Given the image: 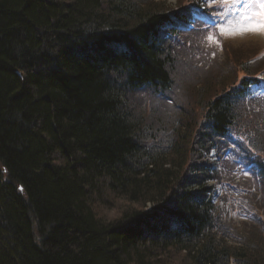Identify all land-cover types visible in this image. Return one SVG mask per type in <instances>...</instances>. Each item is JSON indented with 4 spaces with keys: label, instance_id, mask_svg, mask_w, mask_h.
Listing matches in <instances>:
<instances>
[{
    "label": "trees",
    "instance_id": "16d2710c",
    "mask_svg": "<svg viewBox=\"0 0 264 264\" xmlns=\"http://www.w3.org/2000/svg\"><path fill=\"white\" fill-rule=\"evenodd\" d=\"M167 1L0 0V264H162L168 250L264 264V243L215 233L209 184L223 175L205 157L230 131L264 153V116L246 102L264 50L225 69L243 80L200 90L202 121L183 133L163 107L178 62L211 55L180 30L201 0Z\"/></svg>",
    "mask_w": 264,
    "mask_h": 264
},
{
    "label": "rangeland",
    "instance_id": "374dc122",
    "mask_svg": "<svg viewBox=\"0 0 264 264\" xmlns=\"http://www.w3.org/2000/svg\"><path fill=\"white\" fill-rule=\"evenodd\" d=\"M167 4L168 5L170 4L171 7H175L176 0H168L166 5ZM215 5L216 3H208V6L214 7ZM207 35L208 33L204 35H201V34L197 35L196 33H193V34H190L189 40L196 42L198 44H204V45L210 46L212 48V53L215 52V56H213L211 53L210 57H204L205 59L203 61H200L199 62L200 64L197 63L198 67H197V64L194 65L191 62L192 67H197V70H195L193 68H190L191 65L179 64V62L177 61L178 60L177 58H179L180 60H183L184 58H187L185 57L187 55H184V54L178 55V57L176 58L177 59L176 61L178 62L179 73L175 77V80L177 82L178 87L181 90L173 91V94L175 95L174 99L171 102V104L173 105L170 106L166 104L167 107L163 106L164 108H167L169 110L170 115H175L178 118L183 119L184 123L181 125V128L183 129V133H186L187 130L189 129L190 131L194 130L197 124L201 123L202 121L203 114L200 109L201 105L199 101L200 90L206 87L209 90V93L207 89H205L204 93L208 94V96L210 94L212 96L214 94H217L223 88H225V87H221L222 85L223 86H225L226 84L228 85V83L233 82L234 78L236 77V74H227V77L225 75V69H227V67L230 66V63L231 64L234 63L237 66L246 60L252 59L260 51L264 50V38L259 37V36H247L243 39L238 38L234 40L224 39L223 37H220V42H221L222 47H219L216 45L215 41H211V42L206 41L205 37ZM173 56H175V54H173ZM201 58H203V56H201ZM254 66L256 67L255 69H260V68L263 69L264 61L257 63ZM182 71H183V74H181ZM242 75H244V73L239 72L236 79L238 77H241ZM155 97H158V96H155ZM164 97L163 99H165ZM175 105L177 108H179V110H181V112L178 110H171L169 108ZM238 109H240V106H238ZM254 118L255 119H253V121H257L258 117H254ZM262 131L260 133H262ZM260 136L263 137L264 139L263 134ZM228 177L230 176L228 175ZM230 179H232V183L241 185L237 180L234 179V177L231 176ZM232 200L235 206L239 208L240 200H237L235 197L232 198ZM121 204L122 203H120L119 200H116L113 208L109 211V213L106 216L109 219L117 218L118 215L122 212V210L120 209ZM213 204L217 206L218 214H215V215L219 218L218 222L220 224H223V221H224V224L222 226L218 225L215 231H222V229L225 227H229L230 228L229 231L232 229L231 236H228V238L224 234V232H223L224 238L218 235L220 239H222L224 242L227 243V246L245 247L251 243H254L256 245H259L260 243H264V232H263L264 219L263 218L261 222V229L259 228V231H260L259 233V231L252 225L245 224L244 221H240V219H237V216L234 215L232 212L228 214L227 212L228 201H227V205H224L223 200H220L218 203L216 202V200H213ZM257 208L261 210L259 206H257ZM252 210L256 213H260L258 210L254 208ZM263 216H264V213H263ZM237 233L239 235L241 234L243 235V233H245L250 237H247V240H245V242H240L239 245L232 244L231 240L232 238H234V235ZM257 238H259V240ZM259 248H261V246ZM262 251L264 252V248H262ZM160 259H161L162 264H190L189 261L186 259L185 253L179 252L176 250L166 251L160 256Z\"/></svg>",
    "mask_w": 264,
    "mask_h": 264
},
{
    "label": "snow or ice",
    "instance_id": "6c2138e0",
    "mask_svg": "<svg viewBox=\"0 0 264 264\" xmlns=\"http://www.w3.org/2000/svg\"><path fill=\"white\" fill-rule=\"evenodd\" d=\"M208 3L209 0H201L204 6ZM221 4L222 6H218L215 10V15L205 12L203 7L196 5L186 9L190 18L193 16L197 19L204 18L203 22L209 28L206 41H215L217 46L222 47L220 37L233 40L247 36L264 38V0H221ZM213 29L218 31H211ZM212 55L215 56V52ZM261 58H264V55ZM243 79L242 76L241 80ZM258 79L264 81V75L259 76ZM237 83L240 84V81ZM253 95L259 96L261 93L254 92ZM20 190L23 191L22 188ZM116 191L122 194L121 189Z\"/></svg>",
    "mask_w": 264,
    "mask_h": 264
},
{
    "label": "bare ground",
    "instance_id": "6f19581e",
    "mask_svg": "<svg viewBox=\"0 0 264 264\" xmlns=\"http://www.w3.org/2000/svg\"><path fill=\"white\" fill-rule=\"evenodd\" d=\"M20 189H21V188H20ZM240 215H241V217H243L241 213H240Z\"/></svg>",
    "mask_w": 264,
    "mask_h": 264
}]
</instances>
